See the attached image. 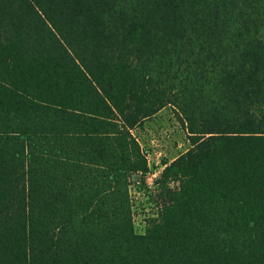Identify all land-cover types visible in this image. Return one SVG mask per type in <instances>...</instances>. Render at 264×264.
Here are the masks:
<instances>
[{"label": "trees", "instance_id": "obj_1", "mask_svg": "<svg viewBox=\"0 0 264 264\" xmlns=\"http://www.w3.org/2000/svg\"><path fill=\"white\" fill-rule=\"evenodd\" d=\"M263 30L264 0H0V264H264ZM166 107L190 148L139 235Z\"/></svg>", "mask_w": 264, "mask_h": 264}, {"label": "rangeland", "instance_id": "obj_2", "mask_svg": "<svg viewBox=\"0 0 264 264\" xmlns=\"http://www.w3.org/2000/svg\"><path fill=\"white\" fill-rule=\"evenodd\" d=\"M262 36L264 39V30ZM133 134L148 160L147 173L139 183H133L130 187L133 227L135 233L140 235L145 234L159 219L163 195L167 196L169 189H177L176 184L157 183L165 164L184 154L190 148V141L172 107L159 111L135 129Z\"/></svg>", "mask_w": 264, "mask_h": 264}, {"label": "water", "instance_id": "obj_3", "mask_svg": "<svg viewBox=\"0 0 264 264\" xmlns=\"http://www.w3.org/2000/svg\"><path fill=\"white\" fill-rule=\"evenodd\" d=\"M140 178L139 174L133 175V179L137 182Z\"/></svg>", "mask_w": 264, "mask_h": 264}, {"label": "bare ground", "instance_id": "obj_4", "mask_svg": "<svg viewBox=\"0 0 264 264\" xmlns=\"http://www.w3.org/2000/svg\"><path fill=\"white\" fill-rule=\"evenodd\" d=\"M135 229V228H134Z\"/></svg>", "mask_w": 264, "mask_h": 264}]
</instances>
